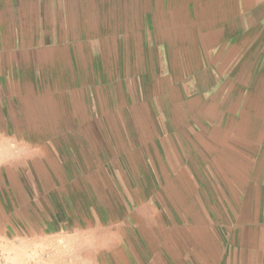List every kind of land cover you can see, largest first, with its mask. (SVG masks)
I'll list each match as a JSON object with an SVG mask.
<instances>
[{
  "label": "crops",
  "instance_id": "obj_1",
  "mask_svg": "<svg viewBox=\"0 0 264 264\" xmlns=\"http://www.w3.org/2000/svg\"><path fill=\"white\" fill-rule=\"evenodd\" d=\"M31 168L96 264H264V0H0V174Z\"/></svg>",
  "mask_w": 264,
  "mask_h": 264
},
{
  "label": "rangeland",
  "instance_id": "obj_2",
  "mask_svg": "<svg viewBox=\"0 0 264 264\" xmlns=\"http://www.w3.org/2000/svg\"><path fill=\"white\" fill-rule=\"evenodd\" d=\"M32 170L0 174V264H96L98 256L94 253L78 251L81 249L77 243L84 242V238H65L92 231L76 216H89V224H93V214L78 212L76 192H69L71 206L64 211L61 200L67 192L45 190V184ZM87 200L92 206V199ZM99 260L101 264H112L107 254Z\"/></svg>",
  "mask_w": 264,
  "mask_h": 264
}]
</instances>
